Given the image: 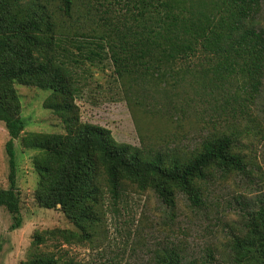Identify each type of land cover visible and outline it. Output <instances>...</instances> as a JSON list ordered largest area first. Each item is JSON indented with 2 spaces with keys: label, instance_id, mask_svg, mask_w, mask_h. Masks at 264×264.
<instances>
[{
  "label": "trees",
  "instance_id": "obj_1",
  "mask_svg": "<svg viewBox=\"0 0 264 264\" xmlns=\"http://www.w3.org/2000/svg\"><path fill=\"white\" fill-rule=\"evenodd\" d=\"M259 10L260 0H0V121L9 168L0 207L11 217L9 228H19L17 142L33 151L35 201L59 209L71 225L34 231L22 264H80L46 248L48 242L56 249L91 243L105 204L117 207L130 189L152 191L170 207L180 195L200 206L215 183L257 175L260 168L250 166L237 126L230 133L207 132L193 146L161 147L132 108L140 137L135 146L82 121L75 100L88 83L87 65L104 60L125 86L128 104L151 101L157 108L158 97L170 102L187 93L210 99L221 108L217 116L231 114L232 102L233 116L251 117L249 104H256L264 78ZM17 84L48 91L43 106L60 120L62 132L25 129ZM154 108L143 110L167 113ZM260 110L264 114V100ZM246 207L229 249L235 264H264V191ZM153 257L152 264H214L209 253L187 258L181 248Z\"/></svg>",
  "mask_w": 264,
  "mask_h": 264
},
{
  "label": "rangeland",
  "instance_id": "obj_2",
  "mask_svg": "<svg viewBox=\"0 0 264 264\" xmlns=\"http://www.w3.org/2000/svg\"><path fill=\"white\" fill-rule=\"evenodd\" d=\"M256 20L264 30V0H260ZM87 66L90 69L88 83L83 87V94L75 100L82 121L109 129L119 142L139 146L133 108L143 130L151 134L152 141L161 147H173L176 142L193 146L207 132L230 133L234 125L238 127L234 128L235 132L243 133L242 150L251 162L250 166L260 168V173L258 171L254 177L252 174H236L215 183L205 204L200 206H194L180 195L170 207L152 191L135 192L130 189L117 207L105 204L104 222L97 226L91 243L63 244L62 248L56 249L48 242L46 248L56 253L66 252V257L80 264H152L153 255L166 248H181L187 258L205 257L209 253L214 264H235L229 249L230 239L241 227L243 215L249 209L246 204L264 191V119L261 117L264 114L260 110L264 100V78L256 104H249L251 117L238 112L233 116L230 110L232 102L226 110L231 114L217 116L216 112L221 108L215 107L208 101L210 99H194L187 93L170 102L160 96L157 108L152 107L151 101L145 102L148 108L167 112L150 114L143 110L144 105L135 101L128 104L124 97L125 86L113 78V71L106 61ZM16 90L26 130L63 131L57 116L43 106L47 90L22 84H17ZM161 106L162 110L158 108ZM214 120L217 122L214 123ZM261 132L263 135H260ZM7 137L4 124L0 121V186L4 188L8 186ZM15 149L16 183L21 193L23 221L19 228L11 230V217L0 207V264H22L34 231L71 227L59 209L37 204L33 196L37 180L31 164L33 151L17 142Z\"/></svg>",
  "mask_w": 264,
  "mask_h": 264
}]
</instances>
